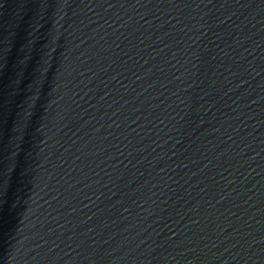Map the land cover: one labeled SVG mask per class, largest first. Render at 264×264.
<instances>
[{"label":"water","instance_id":"obj_1","mask_svg":"<svg viewBox=\"0 0 264 264\" xmlns=\"http://www.w3.org/2000/svg\"><path fill=\"white\" fill-rule=\"evenodd\" d=\"M0 264H264V0H134L0 183Z\"/></svg>","mask_w":264,"mask_h":264}]
</instances>
